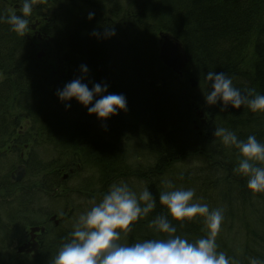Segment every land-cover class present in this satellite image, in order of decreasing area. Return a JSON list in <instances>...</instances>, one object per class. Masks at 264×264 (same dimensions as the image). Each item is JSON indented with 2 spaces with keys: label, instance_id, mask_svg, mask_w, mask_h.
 I'll list each match as a JSON object with an SVG mask.
<instances>
[{
  "label": "trees",
  "instance_id": "1",
  "mask_svg": "<svg viewBox=\"0 0 264 264\" xmlns=\"http://www.w3.org/2000/svg\"><path fill=\"white\" fill-rule=\"evenodd\" d=\"M89 2L83 5L85 15L63 29L53 20L56 19L53 15H58L59 11L54 9L55 0H50L47 5L36 0L33 5L37 16L46 13V20H49V27L44 31L54 36L52 47H55L54 54L59 59L58 70L63 73L67 67L75 75L63 81L54 76L53 68L45 65V58H38L37 49L46 46L49 50L45 42L38 43L26 35H18L9 24L0 22V72L3 74L0 81V146L19 128L21 120L26 119L30 128L35 129L36 143L55 147L61 153L60 145L67 151L71 148L77 159L70 158L65 163L67 167L76 168L82 162L85 166L93 165L101 172V179L107 182L123 174L121 172L128 181L134 176L138 179L137 173L140 172L162 179L182 169L179 180L173 182L175 187L195 189L200 203L224 211L220 231L225 240L218 243L221 249L240 264H249V257L264 260V194L253 195L247 187V178L233 172L242 158L239 150L225 146L219 137L213 136L216 127H223L235 131L242 140L255 135L264 143V114L253 113L243 106L240 109L229 107L221 112L219 106H208L204 99V93L210 90V82L206 80L208 71H223L242 91L252 88L264 94V0ZM4 4L1 0L0 16L10 15ZM115 4L122 6L115 10ZM89 12L99 14L101 21L97 18L89 20ZM104 27H113L116 35L100 39L92 35L94 30L103 33ZM135 27L145 28L148 32L138 33ZM160 31L175 36L190 51L191 65L188 64L182 76L166 67L159 58ZM81 65L90 69L85 79L89 87L96 82L107 83L110 92L122 93L128 101L129 110L119 114L127 115V119L111 118V129L108 127V133H103L113 147L119 145L115 147L117 149L113 151L109 145L106 149L94 151L97 157L99 153L106 154L111 150L103 161H89L72 146L73 139L87 137L76 126L70 128L71 124L83 119L84 110L89 115L87 108L73 100L68 109L56 94L64 82L83 75ZM190 77L199 81L196 87L191 85ZM197 101L203 111L217 114H209L208 127L204 129H209L207 134L194 128V120L200 116L195 110ZM11 109L19 115H10ZM48 119L65 127L66 131L51 130ZM191 150L194 152L188 154ZM130 154L138 159L136 168L127 160ZM195 155H200L198 163L194 161ZM39 157L31 153L25 162L30 164ZM29 170L31 177L21 182L0 181V192L16 195L15 207H12L14 213L37 210L24 200L32 197L28 194L38 186L40 191L51 193L63 186L59 171L33 182L34 172ZM148 187L149 184H143V190ZM100 188L101 192L109 190L103 184ZM153 195L156 208L135 222L131 231L121 237L122 241L134 244L152 239L155 234L157 239L166 238V234L158 232L151 223L158 215L168 216L177 228V235L196 241L192 236L203 231L204 219L198 217L194 221L178 222L169 215L166 206L160 204V193ZM24 221H27L26 226L29 225L27 219ZM73 230L74 225L64 229L62 234L56 233L44 264H50L51 256L67 242ZM14 262L20 264L18 259ZM32 262L36 264L38 259Z\"/></svg>",
  "mask_w": 264,
  "mask_h": 264
},
{
  "label": "clouds",
  "instance_id": "2",
  "mask_svg": "<svg viewBox=\"0 0 264 264\" xmlns=\"http://www.w3.org/2000/svg\"><path fill=\"white\" fill-rule=\"evenodd\" d=\"M35 3L36 0H22L20 14L0 16V22L9 24L18 35H26ZM88 18L94 19L95 13L89 12ZM92 35L98 39L111 38L116 31L104 27L103 33L94 30ZM89 71L87 65H81L83 75L67 82L56 94L66 108L70 109L75 100L106 127L113 116L129 110L127 97L110 92L107 83L96 82L89 87L85 82ZM206 80L210 82V90L204 93L206 105L219 106L221 112L243 106L253 113L264 114V94L252 88L242 91L223 71H208ZM213 136L219 137L225 146L239 150L242 158L233 172L247 178V187L253 195L264 194V143L255 135L242 140L235 131L223 127H216ZM163 183L168 190L160 193V204L181 223L203 218L208 229L205 237L193 242L177 235V228L168 216L158 215L151 223L166 238L121 243L122 235H127L135 222L153 212L157 201L148 188L137 193L120 181L113 183L102 200L80 215L70 239L51 257L50 264H236L233 257L218 250L216 242L224 220L223 209H210L208 204L200 203L195 189L177 188L171 180ZM249 264H264V260L249 257Z\"/></svg>",
  "mask_w": 264,
  "mask_h": 264
},
{
  "label": "rangeland",
  "instance_id": "3",
  "mask_svg": "<svg viewBox=\"0 0 264 264\" xmlns=\"http://www.w3.org/2000/svg\"><path fill=\"white\" fill-rule=\"evenodd\" d=\"M37 1H41L46 5L49 4L50 2V0H37ZM55 1H56V6L54 7V9L59 10V11H58V15H53L55 14V12H53L52 15H53V18H56L53 20H55L56 26H58L60 29L67 27L68 25L75 22L79 17L81 18L82 16L85 15L84 14L85 12L84 11L82 12L84 4L80 0H55ZM95 1H98V0H93L94 3ZM19 3L20 5L18 6V8L11 5V3L7 5L4 4V7L10 15L20 14V7L22 4V1H20ZM34 11L35 10L33 9L32 15L28 17L29 27L26 31V35H31L33 37L35 36L36 29L38 30L43 29L44 31L47 26L49 27V20L47 21L45 17L46 13L45 14L43 13L37 16L34 13ZM33 25H35L34 28H33ZM163 32L167 33L165 31ZM160 38L162 39V37ZM34 41L37 42L38 40L34 39ZM53 42L54 41H50V40L47 41L48 46H49V50H48L49 52L47 51V49L40 48V49H37V53L45 54L44 57L41 56L40 58L46 59V63H47V64L45 63L46 66L49 65L48 67H51L54 70L56 69L58 70L59 69V59L57 58V55L54 54L55 47H52V46H54L55 43ZM64 69L65 70H63V73H67V75L69 74L70 78L75 76L73 75L72 72L67 70V67H64ZM1 80H3L2 72H0V81ZM195 81L197 84L199 83L197 79H195ZM196 86L197 85L195 86L193 85V87H196ZM195 106H196L195 110L198 113L197 115L198 116L200 115V116L198 119H195L194 121L197 124L207 122L209 114L205 110H204L205 112L203 111V108H202L203 106L199 102ZM201 111L204 112L203 115H201ZM10 115H19V113L15 112L14 109H11ZM82 115H84L83 119L71 124L70 128L73 126H76L81 131L83 130V132L87 135V137L86 139L79 137L75 140L74 139L72 140L71 139L72 137H71L70 140L73 141L72 146L77 151L82 153L81 156L85 157L89 161H92V162L94 160L103 161L105 157L109 155L111 150L114 151L115 149H117L115 147L119 146L117 144L118 146L115 145V147H113L114 144H111V142L106 137L103 136V133L107 134L108 129L109 128L111 129V127L109 126L111 123H113L112 119H114L115 117L116 118L126 117L127 119L128 116L127 115L113 116L112 119L106 122V127H105L104 123L101 122L95 115H87V112L85 110L82 112ZM210 119L211 118L209 117V120ZM47 124L49 125L51 130H54L56 132L66 131L65 127H60L58 123L54 121L53 119H48ZM196 130L198 131V129ZM203 131L207 134L209 132V129L203 130ZM34 135L37 136L35 133V129L30 128L29 122L26 119H23L21 120L19 128L15 129L13 135L8 140L7 138H5L6 139L5 143L2 142L1 145H3L4 147L0 148V151L2 152L3 150H5V153L8 152L10 157L16 158L14 159V161H10L9 159H4L0 162V166L6 167L9 169L8 171H9L10 177L8 180L13 181V182H21L23 179H27L31 177L30 172H28L29 167L27 163L25 162L27 156L30 155L31 153L37 156H44L48 161L62 162L64 164L70 161L69 160L70 158L77 159V157H75L76 152H73L74 150H72L71 148L69 151H67L65 149V146L60 145L63 151L61 153L59 150H56L55 147L50 148L48 146H44V143L42 142L40 144L36 143L37 138L34 137ZM109 145H111V150H109V153H106V154L99 153L98 155H96L97 157L94 156L95 149L97 148L106 149V147L107 146L109 147ZM35 146H36V149L34 148ZM87 160H85V162ZM2 162H7V163H2ZM74 165H75V162H74ZM84 166L85 164H83L82 162V164L76 166V168L77 170H79V169H83ZM90 167H91L90 172L86 170L83 172V174L87 176V179L93 180L94 191L93 190L89 191V190L83 189L82 187H75L74 179H76L77 177H74V176L70 177L69 174L66 173L68 170H65L61 172V175H60L61 182L63 185L62 188L61 189L58 188L56 192H52L51 195H49L51 197L52 203H49L45 200L42 201L43 199L41 200L40 198L37 210L32 213L22 211L21 214L20 212L9 214L8 209H6L2 203H5V204L9 203L11 204V207H15V203L13 202H15L16 195L10 196L9 193H7L6 191L0 192V264H13L14 262L12 263V261L16 259H22L20 260L21 264H33L32 259L22 255V253L19 252L18 248L24 243H26L24 241L29 239L32 227H36V226L39 227V225H42V221L47 220L48 222L46 223H47L49 233L46 235L45 241L43 240V243L45 242V246L42 250V253L40 254V257L38 258V262L36 263V264H44L45 262L44 256L46 253V243L47 241L52 240L54 236L52 235L53 229L49 221L51 213L52 215L56 214L57 217H60L63 215L65 217H68L69 220L72 219L73 217H80L81 214H83L88 209H90L95 203H98L100 200H102V198L106 194V192H101L99 190L100 183L95 180V179L97 180L99 179L100 181L99 177H101V173L99 172L97 167L92 166V165ZM134 182H135V179L133 178H130L128 181V183L131 185H133ZM142 187L140 189V192L142 191ZM32 197L26 198L24 201L30 202L32 204V202L35 201V199H33ZM40 203L43 204V206H40ZM36 204L37 202L35 203V205ZM14 214H17V217H14ZM18 216H20V218H18ZM25 219L29 220V225L27 226H26L27 221H24ZM77 222L78 220L74 221L71 225L70 223L66 225H70V227H73V225H75ZM15 225L23 226L22 234H21L20 228L15 229ZM19 234H21V236ZM122 237L124 236L122 235ZM68 239H70V236L68 237ZM31 240L33 241V239ZM37 241L39 242V240ZM120 242L124 243L122 241V238Z\"/></svg>",
  "mask_w": 264,
  "mask_h": 264
},
{
  "label": "bare ground",
  "instance_id": "4",
  "mask_svg": "<svg viewBox=\"0 0 264 264\" xmlns=\"http://www.w3.org/2000/svg\"><path fill=\"white\" fill-rule=\"evenodd\" d=\"M3 1L6 3V5L9 4V3H11V5H13L14 7H17L18 8V6L20 5L19 2L22 1V0H3ZM80 1L84 5H87V4L91 3L88 0H80ZM0 2H1V0H0ZM121 6H122L121 4L120 5L115 4L114 9L115 10H119L117 8H121ZM95 18H97L98 20L101 21V16L99 14H95ZM134 30H136L138 33H142V34H146L148 32L147 29L141 28V27H135ZM160 39L161 38L159 36V40ZM161 46H162V42L161 41H158V55H159V58L160 59H161ZM183 49H184L185 56L187 57V62L185 64V67L183 69H181V71L179 72V75H181V76L184 74V70L188 66V64L191 63V54H190L189 49L187 47H185V46L183 47ZM38 55L40 57L41 56L44 57L45 54L44 53H38ZM161 61H162V59H161ZM166 67H168V66L166 65ZM194 69H191V70H194ZM53 74H54V76L58 80H62L63 81V79H65L63 73H61L57 69L54 70ZM189 81H190V83H191L192 86L193 85H197L196 82L194 83L192 77L189 78ZM209 114L210 115H217V114H213V113H209ZM69 115H74V113H69ZM201 115H203V114H201ZM206 126L208 127V123L207 122L201 123L199 125V131H203L206 128ZM2 147H4V146H0V148H2ZM14 151H15V149H14ZM196 151H198V150H196ZM199 151H201V149H199ZM192 152H194V151L191 150V151H189L188 154H191ZM199 158H200V155H195V158H194L195 163H198L197 159H199ZM4 159H9L10 161H14V159H16V158L15 157H10L9 153L8 152L5 153V150H3L2 152L0 151V162L2 160H4ZM127 160L129 161V163H130V165L132 167H134V166L137 167L136 164L138 162V159L136 157H133L130 154V155H128ZM2 163H7V162H2ZM27 165L34 172V176L31 179V181H33V182L34 181L35 182H39V180H43L44 177H47V174L48 175H52L51 173L56 174V173H54V171H56V172L59 171L60 172V175H61V172L65 171V170H68L66 173H68L70 177H73V176L74 177H77L76 179H74L75 180V184H74L75 187H82L83 189H86V190H89V191L90 190H93L94 191V182H93V180L92 179H87V176L83 174V172L86 171V170H88V172H90V168H91L90 167L91 166L90 164H87L86 166H84L83 169L77 170V168H74V167H67L64 163H58V162L48 161L44 156H40L39 158H37L36 160H34V162H32L30 164H27ZM29 168H28V172H30ZM8 170H9L8 168L0 166V181H5V182L10 181V180H8L9 177H10ZM43 170L45 171V173L43 172ZM48 171H49V173H47ZM51 171H53V172H51ZM128 171H129V173L131 172L130 170H128ZM183 171H182V169L181 170H177L175 173H170V174L166 175L162 179L161 178H152L148 174L140 172V173H137L138 179H137L136 176L130 177V178L135 179V182H134L133 185H131V184L128 183V181H129L130 178L128 179V181H126V177L124 178V175H125L124 172H121L124 175L121 174L120 176H118L117 178H115L111 182H107V181H105V179L102 180L101 177H99L100 178V181H99V179L98 180L95 179V180L100 183V187H102V184H103L108 189H109V187L113 183H118L120 181H124V182H126L129 185V187L132 190L136 191L137 193L140 192V189H141V187H142L143 184H149V187H148L149 190L153 194L154 193L159 194L162 191H165L166 188H167V185H165L163 183V181H165V180H171L172 182H174L175 180H179V177L182 175ZM14 175H15V173H14ZM60 175H59V177H60ZM77 175H79V176H77ZM60 182H61V177H60ZM21 187H23V186H21ZM21 187H18V189H20L21 191H24ZM23 188L25 189V187H23ZM142 190H143V187H142ZM18 193H21V192H18ZM22 193H25V192H22ZM30 195H33L32 198L35 199V201L32 202L33 209L34 208L37 209V207L39 205L40 198L43 199V200H45V201H47V202H49V203H52L51 202V197L49 196V195H51V192H48V191H45V190L40 191V186H38V188L36 190H31L30 191ZM237 197L238 198H241V196L239 194H237ZM36 202H37V204L35 205ZM2 204L5 206L6 209H8V213L9 214H13L14 213V210L12 209L11 206H8V204H5V203H2ZM29 204H31V203H29ZM40 206H43V204L40 203ZM77 218H79V217H73L72 219L69 220L68 217H65L63 215L60 216V217H57L56 214L52 215V213H51L50 218H49V221H50V224H51L52 229H53L52 235H54V236H53V239L52 240L47 241V243H46V253H45V256L44 257H47V256L50 255V253H51V244L53 243V240H54V237H55L56 233L57 234L58 233H61L62 234V232H64L63 231L64 229L70 228V225L74 221L78 220ZM46 222H48V221L47 220L46 221H42V225H39V227H41V229H43L41 234L39 233V231H35L34 234L32 233L30 235V237H32L34 240H39L42 250H43V248L45 246V242L43 243V240L45 241V237L49 233ZM68 223H70V225H66ZM22 227L23 226H17V225H15V229L16 228H20L21 229V234L23 233ZM202 227H203V231L202 232H200L199 234H195V235L192 236L196 240H198V239H200L202 237H205L207 235L208 229H207L206 224L203 223V222H202ZM21 234H19V235L21 236ZM157 238H158V236L156 234L153 235V237H152V239H157ZM224 240H225V238L223 237V235H222V233L220 231L219 234H218V236H217V238H216V242H217L218 250L219 251H223L224 252V250L221 249V246H219V244H218V243H220L219 241H224ZM20 248L24 249L25 248L24 244L21 245ZM21 253H22V255H24V256H26L28 258H31L32 260H36V259H38L40 257V254L42 253V251H40L38 253V256H36V257L33 256L34 251L28 252L27 249L23 250ZM53 256L54 255H52L51 257H53ZM20 260H22V259H18L19 262H20ZM14 261H12V263ZM236 264H240V263H237L236 262Z\"/></svg>",
  "mask_w": 264,
  "mask_h": 264
},
{
  "label": "water",
  "instance_id": "5",
  "mask_svg": "<svg viewBox=\"0 0 264 264\" xmlns=\"http://www.w3.org/2000/svg\"><path fill=\"white\" fill-rule=\"evenodd\" d=\"M35 25H33V28ZM41 37V35H38ZM160 37H162V46H161V59L162 62L165 63L170 69H172L174 72L179 73L181 69L185 67V64L187 62V57L184 53V45L183 43L176 38L175 36H172L168 33L160 32ZM53 38L50 37V41H52ZM194 83L196 82L193 79ZM195 86V85H194ZM18 178V177H17ZM43 230L41 227H32L31 234L35 231ZM31 239H33L31 237ZM25 248H18L19 252H22L23 250L27 249L28 252L34 251L33 256H38V253L41 251V245L39 242L33 239L30 242L24 243Z\"/></svg>",
  "mask_w": 264,
  "mask_h": 264
},
{
  "label": "flooded vegetation",
  "instance_id": "6",
  "mask_svg": "<svg viewBox=\"0 0 264 264\" xmlns=\"http://www.w3.org/2000/svg\"><path fill=\"white\" fill-rule=\"evenodd\" d=\"M42 32H43V31H42ZM44 34H45V33H44ZM40 41L45 42V43L47 44V42H46V38H45V37H42ZM29 240H31V237H29V239H27L26 241H29ZM26 241H24V242H26Z\"/></svg>",
  "mask_w": 264,
  "mask_h": 264
}]
</instances>
